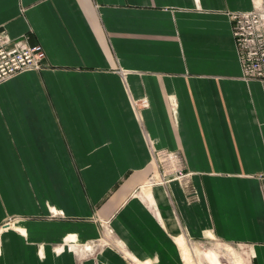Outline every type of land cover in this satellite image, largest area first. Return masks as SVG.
Masks as SVG:
<instances>
[{
	"label": "crops",
	"instance_id": "crops-1",
	"mask_svg": "<svg viewBox=\"0 0 264 264\" xmlns=\"http://www.w3.org/2000/svg\"><path fill=\"white\" fill-rule=\"evenodd\" d=\"M252 7L0 0V33L45 53L0 84V264H188L208 239L264 264V80L230 23ZM163 152L187 175L148 189Z\"/></svg>",
	"mask_w": 264,
	"mask_h": 264
},
{
	"label": "built area",
	"instance_id": "built-area-1",
	"mask_svg": "<svg viewBox=\"0 0 264 264\" xmlns=\"http://www.w3.org/2000/svg\"><path fill=\"white\" fill-rule=\"evenodd\" d=\"M230 23L243 76L264 80V0H253L250 11L232 13ZM44 61L45 53L40 45H29L23 39L12 40L6 33H0V84L17 73L42 69ZM179 163L176 154L161 153L155 172L159 176V171L164 167L170 178L162 181L159 177V182L152 179L151 184L164 185L171 179H184L187 174L183 173Z\"/></svg>",
	"mask_w": 264,
	"mask_h": 264
},
{
	"label": "rangeland",
	"instance_id": "rangeland-1",
	"mask_svg": "<svg viewBox=\"0 0 264 264\" xmlns=\"http://www.w3.org/2000/svg\"><path fill=\"white\" fill-rule=\"evenodd\" d=\"M159 177L162 181H166L170 178L169 173L167 172V170L164 167H162L161 170L159 171V176H158V172H155L153 177L151 179H149L144 186L149 189L151 186L161 185L160 183L156 184V182H159ZM152 179L154 181H156L154 184H151ZM174 182H178V181H174ZM140 192L144 193L142 191H140ZM7 223H12V222L7 221ZM1 227H0V229H1ZM1 231H4V228L1 229ZM107 231H108V229H107ZM73 240H74L73 237H71V236L67 237L66 238L67 245H65L64 248L69 249V250H73V251L76 250L77 253H79V250H80L81 253H87V255H89V253H91V251H92L91 246H78L77 245V247H76L73 245ZM182 243H183L182 253L185 255L188 264H211L207 260L209 257V254L215 255V257L218 254V259L220 261L218 263L231 264L228 261V259L224 256V253H223V249L226 246L220 244L221 242L218 240L208 239V240H205L202 242H197V243H195V242L194 243L193 242H189V243L186 242L185 243L183 241ZM229 246L231 248L235 249V251L237 252V254L239 256L240 263L249 264V261H248V263H246V260H244V258H246L245 255H243L244 256V258H243V256H241V254H240L241 252L249 251L248 247L236 246V245H229ZM85 248H87V250ZM202 253L205 255V256L204 255L203 256L208 263L206 261H204V259L202 258L203 257V256H201ZM206 255L208 256L207 259H206ZM216 259H217V257H216Z\"/></svg>",
	"mask_w": 264,
	"mask_h": 264
},
{
	"label": "bare ground",
	"instance_id": "bare-ground-1",
	"mask_svg": "<svg viewBox=\"0 0 264 264\" xmlns=\"http://www.w3.org/2000/svg\"><path fill=\"white\" fill-rule=\"evenodd\" d=\"M157 172V171H156ZM153 177V176H152ZM174 181H177L176 179H171L167 182V184L171 183V182H174ZM180 247L181 249L183 248V244L180 242ZM184 255V254H183ZM209 258L211 261H214V256L212 254H209ZM216 263V262H215Z\"/></svg>",
	"mask_w": 264,
	"mask_h": 264
}]
</instances>
